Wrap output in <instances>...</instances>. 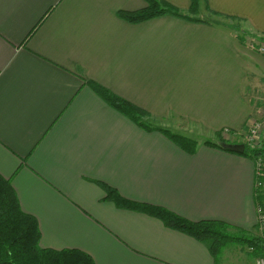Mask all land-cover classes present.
I'll use <instances>...</instances> for the list:
<instances>
[{"label":"crops","instance_id":"obj_1","mask_svg":"<svg viewBox=\"0 0 264 264\" xmlns=\"http://www.w3.org/2000/svg\"><path fill=\"white\" fill-rule=\"evenodd\" d=\"M165 1L184 13L192 6ZM146 6L0 0V175L37 218L42 247L78 248L96 264H258L264 255L243 249L217 262L208 244L118 207L97 182L193 221L247 232L259 223L257 160L205 141H245L264 110L255 38L264 36V0H203L205 16L191 14L200 21L121 15ZM91 82L148 112L153 125L196 138L197 151L142 128Z\"/></svg>","mask_w":264,"mask_h":264},{"label":"trees","instance_id":"obj_2","mask_svg":"<svg viewBox=\"0 0 264 264\" xmlns=\"http://www.w3.org/2000/svg\"><path fill=\"white\" fill-rule=\"evenodd\" d=\"M144 9L121 12V15L131 22H140L159 15L172 14L189 20H198L191 14L197 13L200 2L192 0V6L188 13L165 0H146ZM242 39L243 37L240 36ZM260 42H264V36H255ZM253 38V43L256 42ZM258 46V45H257ZM92 88L111 106L131 118L139 126L146 130L156 129L167 135L179 147L189 153H195L199 142L196 138L169 128L153 125L148 112L114 93L110 89L91 82ZM228 139L220 136L217 141H205V143L224 147ZM246 149L242 155L255 160L264 159V135L256 145H250L242 141ZM106 191V199L113 201L118 207L136 210L162 220L165 225L186 233L208 244L209 249L217 262L219 261L225 245L242 243L246 252L253 257L264 255V231L258 223L256 230H261L257 236L249 235L243 229L221 220H190L175 211L161 205L130 199L122 195L116 188L102 181H97ZM262 192V191H261ZM259 193V203L264 208V192ZM234 229V232H232ZM248 234V235H247ZM41 231L37 218L24 211L20 205L18 195L9 179L0 175V264H96L93 257L78 248L55 249L40 245Z\"/></svg>","mask_w":264,"mask_h":264},{"label":"built area","instance_id":"obj_3","mask_svg":"<svg viewBox=\"0 0 264 264\" xmlns=\"http://www.w3.org/2000/svg\"><path fill=\"white\" fill-rule=\"evenodd\" d=\"M258 50L264 54V42H258ZM225 134H230L229 129H226ZM264 135V110L260 118L256 119L253 124L248 128L244 133L245 141L250 145H256L261 140ZM264 183V159L260 157L257 160V187L263 186ZM259 224L261 226V230L264 231V208L263 206H259ZM258 264H264V257H259L257 260Z\"/></svg>","mask_w":264,"mask_h":264},{"label":"rangeland","instance_id":"obj_4","mask_svg":"<svg viewBox=\"0 0 264 264\" xmlns=\"http://www.w3.org/2000/svg\"><path fill=\"white\" fill-rule=\"evenodd\" d=\"M194 15L198 16V17H204L205 15H202L200 13H194ZM238 24V22H236ZM243 36V35H242ZM174 131V130H173ZM261 230H253L251 232H249L248 234L251 236H257L260 233ZM234 232V229L233 231ZM247 234V235H248ZM242 249L246 252V247L244 246V244L242 243H231L228 245H225V248L223 250V254L221 255L219 262L221 263L223 261V259L225 260H229L232 259L231 261L235 260L233 259V256H235L234 258H236V254H240L243 253ZM252 257V255H250ZM257 259V258H256ZM257 262V260H256Z\"/></svg>","mask_w":264,"mask_h":264},{"label":"water","instance_id":"obj_5","mask_svg":"<svg viewBox=\"0 0 264 264\" xmlns=\"http://www.w3.org/2000/svg\"><path fill=\"white\" fill-rule=\"evenodd\" d=\"M224 147L229 151L243 153L246 149V145L244 143H232V142H225Z\"/></svg>","mask_w":264,"mask_h":264}]
</instances>
